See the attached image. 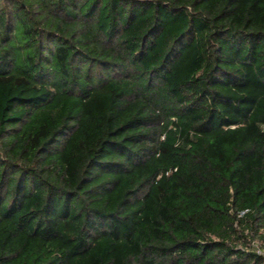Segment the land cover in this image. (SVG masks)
Masks as SVG:
<instances>
[{
  "label": "trees",
  "instance_id": "obj_1",
  "mask_svg": "<svg viewBox=\"0 0 264 264\" xmlns=\"http://www.w3.org/2000/svg\"><path fill=\"white\" fill-rule=\"evenodd\" d=\"M0 264H264V0H0Z\"/></svg>",
  "mask_w": 264,
  "mask_h": 264
}]
</instances>
